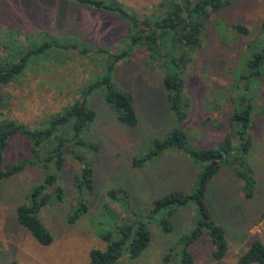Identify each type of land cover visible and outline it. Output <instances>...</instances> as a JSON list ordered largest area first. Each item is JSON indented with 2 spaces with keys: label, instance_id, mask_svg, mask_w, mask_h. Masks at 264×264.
I'll use <instances>...</instances> for the list:
<instances>
[{
  "label": "rangeland",
  "instance_id": "374dc122",
  "mask_svg": "<svg viewBox=\"0 0 264 264\" xmlns=\"http://www.w3.org/2000/svg\"><path fill=\"white\" fill-rule=\"evenodd\" d=\"M117 1L138 19L157 15L161 2ZM263 22L264 0H233L212 13L184 72L188 116L181 128L191 147H217L231 133L228 123L232 114L242 111L246 102L253 107L252 146L245 158L256 180L254 195L243 198L242 182L229 162H224L209 184L205 203L213 220L224 229L227 253L214 261V248L205 233L188 248L193 264H236L254 240L264 244V218L253 224L264 212V68L260 76L246 79L252 72L248 59L264 46ZM237 25L248 33H236L233 26ZM0 29L4 41L2 31L27 45L33 42L26 39L37 41L38 31H48L81 40L83 48L89 49L86 55L49 51L47 57L31 59L21 78L0 87V125L13 121L30 132L46 128L54 115L79 100L81 93L104 75L110 55L130 46L132 34L126 20L115 14L67 0H0ZM164 75L163 67L151 63L140 46H134L128 59L115 69L116 86L133 98L138 117L135 128L117 122L103 91L88 97V108L95 112L88 136L99 151L77 148L75 152L91 164V190L86 185L81 190L78 187L81 166L69 148L64 150L65 163L57 175L53 166H43L50 149L47 142L36 144L22 132L9 138L0 170L22 161L27 164L21 173L0 184V264H87L91 250L106 247L101 236L112 232L123 217L135 212L145 218L155 199L172 192L189 195L195 191L205 164L177 150L167 149L140 168L131 165L134 158L151 150L153 140H163L174 128L162 85ZM52 174L57 175L56 183L46 187L49 203L38 215L52 238L51 244L43 246L18 223L16 209ZM56 187L62 189L61 198L55 196ZM111 190L120 191L114 199L109 198ZM82 200L88 204L87 213L71 223L69 216ZM197 217L196 205L189 202L170 218L172 232L164 233L162 214L155 216L147 223L151 235L148 247L138 258L124 254L114 264H163L170 248L194 229ZM116 237L113 232L112 238Z\"/></svg>",
  "mask_w": 264,
  "mask_h": 264
},
{
  "label": "trees",
  "instance_id": "16d2710c",
  "mask_svg": "<svg viewBox=\"0 0 264 264\" xmlns=\"http://www.w3.org/2000/svg\"><path fill=\"white\" fill-rule=\"evenodd\" d=\"M67 1L80 7L113 13L119 19L126 20L131 27L132 34L128 37L131 44L128 48L110 55L104 75L90 84L81 93L79 100L64 109L62 113L54 115L46 128L30 132L25 125L13 121L0 125V165L3 162L9 138L22 132L28 136L30 141L34 139L36 144L41 141L49 144L50 149L43 166L44 168L53 166L57 175L65 163L64 150L69 148L70 154L79 161L81 166L80 177L76 179L78 187L81 190L82 186L86 185L91 190L93 183L91 164L83 155H78L75 152L77 148L99 151L98 145L91 142L88 136L90 126L95 120V112L88 108V97L94 91H103L102 96L105 103L113 111L117 122L128 128L137 127L138 117L133 98L129 93L121 91L116 86L113 73L118 64L128 59L132 48L140 46L147 53L151 63H159L165 71L162 85L166 92L165 100L172 122H174V128L163 140H153L151 150L139 159L134 158L131 163L132 167H142L167 149L177 150L194 162L205 165L198 173L193 193L188 195L177 191L155 199L145 218L135 212H132V215L127 217L128 219L123 217V221L112 232L104 233L101 236L106 247L91 250L87 264H114L124 254L130 259L138 258L151 241L147 227L148 221L162 214L160 228L164 233H170L173 230L170 218L180 207L186 206L189 202H193L198 211L196 226L178 241V245L170 248L163 257V264H193V257L188 248L197 243L205 233L214 248L213 260H222L228 249L225 232L223 227L213 220L205 203V197L211 180L220 172L224 162H229L242 182L243 198L248 200L253 197L256 180L252 167L245 158L252 146L250 129L253 107L246 102L242 111L232 114L228 123L231 133L227 134L217 147L193 148L187 142L186 133L181 128L188 116V101L183 91V76L192 59V54L200 46L205 25L211 14L229 6L233 0H161L157 15L143 16L140 19L117 0ZM233 29L239 34L248 33L247 29L241 25L233 26ZM261 29L264 32V22ZM2 32L6 36V41L0 37L2 40L0 41V87L21 78L31 59L47 57L49 51H77L83 55L89 52L87 47L83 48L84 44L81 40L68 36H57L48 31H38L36 42L26 39V42H33L31 45L19 41L12 33ZM247 66L252 68V72L246 79L261 75L260 72L264 68V46L252 54L247 61ZM233 141L237 143L234 144ZM26 162L22 161L0 170V184L3 179L21 173ZM57 175H48L43 182L32 189L27 202L16 209L18 223L43 246L51 244L52 238L49 231L41 224L38 215L49 203V195L45 189L56 183ZM118 192L120 191H109V198H116ZM43 193L45 194L43 195ZM62 193V189L56 187L55 196L61 198ZM87 210V202L80 201L76 210L69 216L70 222L74 223L75 220L80 219L87 213ZM263 218L264 212L257 220L253 221V224ZM113 232L117 236L114 239L112 238ZM236 264H264V244L260 240H254L248 250L239 257Z\"/></svg>",
  "mask_w": 264,
  "mask_h": 264
}]
</instances>
